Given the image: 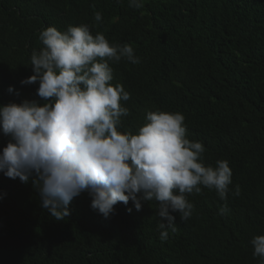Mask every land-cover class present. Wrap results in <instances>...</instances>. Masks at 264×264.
Returning <instances> with one entry per match:
<instances>
[{
	"label": "trees",
	"instance_id": "obj_1",
	"mask_svg": "<svg viewBox=\"0 0 264 264\" xmlns=\"http://www.w3.org/2000/svg\"><path fill=\"white\" fill-rule=\"evenodd\" d=\"M80 24L140 59L109 62L110 83L130 93L121 131L137 134L148 111L179 112L205 165L227 161L232 184L226 200L203 186L186 194L192 216L173 213L176 231L162 242L154 200L140 211L118 203L105 219L85 192L57 221L31 181L0 173V264H262L251 240L264 235V0H143L140 9L128 0H0V105L40 99L38 84H20L45 47L39 33ZM8 140L0 133V151Z\"/></svg>",
	"mask_w": 264,
	"mask_h": 264
},
{
	"label": "clouds",
	"instance_id": "obj_2",
	"mask_svg": "<svg viewBox=\"0 0 264 264\" xmlns=\"http://www.w3.org/2000/svg\"><path fill=\"white\" fill-rule=\"evenodd\" d=\"M128 3L143 7V0ZM94 19L100 22L101 13ZM39 39L45 47L32 52L33 74L20 84H38L40 99L0 105V133L9 137L0 151V173L24 184L31 181L40 206L57 221L70 215L71 201L85 192L91 209L105 219L116 213L118 203L127 206L131 201L140 211L143 202L154 200L162 242L176 231L173 213L181 221L192 216L194 204L186 194H199L203 186L227 199L232 184L228 162L205 165V147L187 138L181 113L148 111L137 134L121 131V117L130 114L122 101L130 93L110 83L114 75L109 62L140 63L131 45L110 43L103 33L93 35L89 24L63 32L50 26ZM240 192L237 185L233 195ZM219 212L225 215L230 209L225 204ZM251 244L253 256L264 264V235Z\"/></svg>",
	"mask_w": 264,
	"mask_h": 264
}]
</instances>
